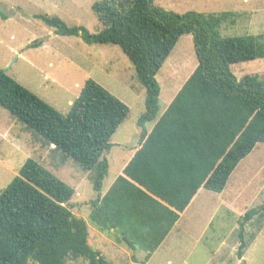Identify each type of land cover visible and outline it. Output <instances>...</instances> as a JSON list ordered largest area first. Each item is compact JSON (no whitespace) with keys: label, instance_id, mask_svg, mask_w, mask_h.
Returning <instances> with one entry per match:
<instances>
[{"label":"trees","instance_id":"16d2710c","mask_svg":"<svg viewBox=\"0 0 264 264\" xmlns=\"http://www.w3.org/2000/svg\"><path fill=\"white\" fill-rule=\"evenodd\" d=\"M90 8L101 25L98 33L69 27L57 16L34 18L55 35L118 46L144 87L137 145L109 188L102 193L109 139L129 109L101 86L85 80L63 115L0 71V107L89 173L96 193L89 221L143 253L145 264L196 195L220 193L237 164L264 144V80L246 75L238 81L231 71L234 64L264 58V36L222 38L218 17L166 11L153 0H98ZM188 34L197 66L159 114L156 75ZM73 194L28 158L0 191V264H112L90 246L86 222L67 207ZM261 212L264 203L240 219L238 257L248 245L245 224Z\"/></svg>","mask_w":264,"mask_h":264},{"label":"rangeland","instance_id":"374dc122","mask_svg":"<svg viewBox=\"0 0 264 264\" xmlns=\"http://www.w3.org/2000/svg\"><path fill=\"white\" fill-rule=\"evenodd\" d=\"M98 0H0V71L46 104L66 115L70 104L89 79L129 109L128 116L109 139V169L102 192L120 174L136 147L137 121L145 112L144 87L132 63L118 46L87 45L76 36L53 33L34 15L57 16L69 27L83 26L98 33L101 25L91 11ZM153 5L182 14L198 12L219 18L222 38L264 36V0H153ZM54 34V33H53ZM40 42L37 47L33 43ZM197 66L191 35H183L156 75L160 88L159 114L172 102ZM239 81L246 75L264 80V58L231 66ZM153 122L146 126L151 128ZM0 107V191L32 158L74 190L67 204L87 225L88 243L112 264H134L140 253L118 243L113 232L101 231L89 221L90 202L96 198L89 173ZM264 203V144H258L231 173L220 193L206 190L180 217L152 264H264V212L252 218L242 234L248 242L244 262H237L231 244L239 239L238 223L247 210ZM250 221V222H251ZM260 228V229H259ZM259 230V232H258ZM258 232V233H257ZM224 241V245L221 242Z\"/></svg>","mask_w":264,"mask_h":264},{"label":"crops","instance_id":"0c3cea01","mask_svg":"<svg viewBox=\"0 0 264 264\" xmlns=\"http://www.w3.org/2000/svg\"><path fill=\"white\" fill-rule=\"evenodd\" d=\"M51 35L49 36L50 38L51 37H54L55 36V34H53V33H50ZM69 104H71V102L69 101ZM51 147H53V146H51ZM113 182V181H112ZM110 186V185H109ZM109 186L107 187V189L109 188ZM106 189V190H107ZM105 190V191H106ZM105 191H103L102 193H104ZM200 196V192L196 195V197L192 200V202L191 203H193L198 197ZM190 203V204H191ZM190 204H189V206H190ZM188 206V207H189ZM188 207H187V209H188ZM186 209V210H187ZM186 210L181 214V216L186 212ZM180 216V217H181ZM180 219V218H179ZM252 220V219H251ZM250 220V221H251ZM179 221V220H178ZM178 221H177V223L174 225V227L171 229V231L169 232V234L166 236V238L164 239V241L162 242V244L159 246V248L154 252V254H152V256L148 259V261L145 263V264H152V261H153V259H154V257H155V255L161 250V248H163L162 246H164V244H165V241L167 240V237H169L170 235H171V233L172 232H174V231H178L176 228H177V224H178ZM248 222V223H246L245 224V226H244V230H245V228L247 227V226H249L251 223H252V221L251 222ZM238 228H239V224H238ZM260 229V228H259ZM244 232V231H243ZM258 232H259V230H258ZM257 232V233H258ZM239 239L237 238V240H235V242H233L232 244H231V247H232V249L234 250V252H235V255L237 256V262L239 263V262H241V261H243L244 262V260H245V257H244V253H245V251H246V248H248L249 246L248 245H251V243L254 241V240H251V242L247 245L248 247H246L245 249H244V251H243V253H242V255H241V257H238V255H237V251H238V247H239V245H240V242H237ZM221 245H224V241H222L221 242ZM137 252V251H136ZM137 253H140V256L141 257H136V259H135V262H133L134 264H141V259L143 258V253H141V252H137ZM171 262H170V260L169 259H166V262H165V264H170Z\"/></svg>","mask_w":264,"mask_h":264},{"label":"water","instance_id":"95a60500","mask_svg":"<svg viewBox=\"0 0 264 264\" xmlns=\"http://www.w3.org/2000/svg\"><path fill=\"white\" fill-rule=\"evenodd\" d=\"M37 43H40V42H37Z\"/></svg>","mask_w":264,"mask_h":264}]
</instances>
